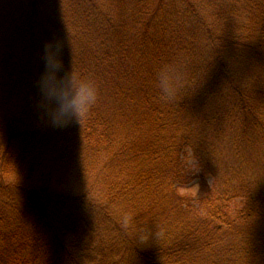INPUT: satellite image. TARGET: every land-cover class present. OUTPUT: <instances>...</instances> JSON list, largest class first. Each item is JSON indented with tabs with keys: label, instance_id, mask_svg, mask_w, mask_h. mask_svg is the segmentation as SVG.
I'll return each mask as SVG.
<instances>
[{
	"label": "trees",
	"instance_id": "16d2710c",
	"mask_svg": "<svg viewBox=\"0 0 264 264\" xmlns=\"http://www.w3.org/2000/svg\"><path fill=\"white\" fill-rule=\"evenodd\" d=\"M54 38L99 88L66 128L36 107ZM262 155L264 0H0V264H264Z\"/></svg>",
	"mask_w": 264,
	"mask_h": 264
},
{
	"label": "clouds",
	"instance_id": "9594fccd",
	"mask_svg": "<svg viewBox=\"0 0 264 264\" xmlns=\"http://www.w3.org/2000/svg\"><path fill=\"white\" fill-rule=\"evenodd\" d=\"M59 40L44 43L41 52L42 70L36 81V107L41 120L54 128L79 124L97 103L99 88L91 79L79 77L66 70ZM162 98L175 100L178 93L175 70L165 66L159 73ZM151 232L144 229L138 237L139 244L150 241Z\"/></svg>",
	"mask_w": 264,
	"mask_h": 264
},
{
	"label": "rangeland",
	"instance_id": "374dc122",
	"mask_svg": "<svg viewBox=\"0 0 264 264\" xmlns=\"http://www.w3.org/2000/svg\"><path fill=\"white\" fill-rule=\"evenodd\" d=\"M183 160H185L184 162L188 165L187 167L192 174L197 175L201 172L199 164H198L194 154L190 150H186L184 152ZM262 161L264 162V155H262V158H261V163H262V165H264ZM35 180H38V178H36ZM198 181L199 180L196 179V181H194L190 185L181 187L180 192L183 194H188V195H196L198 192V189H199ZM59 193H60V190L58 192L55 191L51 194L58 195ZM22 197H25V195L24 194H18L17 195V198H22Z\"/></svg>",
	"mask_w": 264,
	"mask_h": 264
}]
</instances>
